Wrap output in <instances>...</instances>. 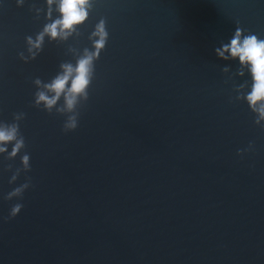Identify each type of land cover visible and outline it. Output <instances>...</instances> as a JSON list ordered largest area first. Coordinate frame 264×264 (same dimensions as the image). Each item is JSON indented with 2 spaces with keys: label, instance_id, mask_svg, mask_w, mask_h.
Listing matches in <instances>:
<instances>
[{
  "label": "water",
  "instance_id": "95a60500",
  "mask_svg": "<svg viewBox=\"0 0 264 264\" xmlns=\"http://www.w3.org/2000/svg\"><path fill=\"white\" fill-rule=\"evenodd\" d=\"M101 15L109 40L63 133L32 107L31 79L53 75L65 46L22 62L43 16L0 6V119L25 112L32 179L0 219V264H264V130L228 102L213 52L236 21L264 36V0H98L89 25ZM10 174L0 166V195ZM15 202L0 198V218Z\"/></svg>",
  "mask_w": 264,
  "mask_h": 264
},
{
  "label": "clouds",
  "instance_id": "9594fccd",
  "mask_svg": "<svg viewBox=\"0 0 264 264\" xmlns=\"http://www.w3.org/2000/svg\"><path fill=\"white\" fill-rule=\"evenodd\" d=\"M98 0H42V3L29 0H15L17 8L28 4L33 19L43 16L39 30L24 36V49L17 52L18 58L29 63L44 50L45 44L63 45L64 56L57 70L47 79L36 76L31 79L34 86L32 107L49 115L63 117L61 131L68 133L78 127L80 109L89 99V88L95 77L96 62L100 59L109 40L106 18L101 15L89 25V18ZM4 0H0L3 6ZM81 38L87 43L80 44ZM215 56L225 63L220 72L225 83L231 85L229 103H243L252 114V123L264 130V36L240 26H236L226 40H221L213 48ZM235 64L233 70L232 65ZM24 111L13 112L10 120L0 119V166L10 172L8 184L14 185L0 195L5 201L15 200L8 210L7 217H16L23 208V195L32 186L27 173L31 170L30 154L26 150L25 136L21 132ZM254 150L250 141L244 149H237V155ZM13 167L5 161H15ZM23 174V181L17 183Z\"/></svg>",
  "mask_w": 264,
  "mask_h": 264
}]
</instances>
